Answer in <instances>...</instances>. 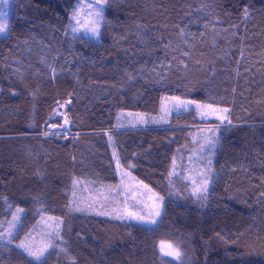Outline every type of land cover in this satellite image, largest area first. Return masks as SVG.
<instances>
[{"label": "trees", "instance_id": "1", "mask_svg": "<svg viewBox=\"0 0 264 264\" xmlns=\"http://www.w3.org/2000/svg\"><path fill=\"white\" fill-rule=\"evenodd\" d=\"M98 1L100 43L67 33L78 0H15L0 38V228L22 209L20 236L46 215L65 239L41 263L0 242V264H264V0ZM167 98L230 122L128 124ZM201 127L220 135L199 197L171 174ZM118 163L163 198L156 228L71 214L77 182L114 185Z\"/></svg>", "mask_w": 264, "mask_h": 264}, {"label": "rangeland", "instance_id": "2", "mask_svg": "<svg viewBox=\"0 0 264 264\" xmlns=\"http://www.w3.org/2000/svg\"><path fill=\"white\" fill-rule=\"evenodd\" d=\"M14 2L15 0H0V16L3 17L0 19V30H2L0 31V38H5L9 34ZM98 9L102 10L99 16L97 15ZM104 23L105 11L102 1L78 0L67 33L84 37L94 43H100ZM93 29L98 35L93 34ZM191 109L198 113V118L202 124L224 125L230 121V116L223 109L178 98H167L162 102L160 113L157 116L139 115L136 120H131L128 124L134 126L166 125L179 113ZM212 109H217V111L213 112ZM224 117L227 118L224 119ZM200 130L201 144L198 149L194 153H190L187 161L183 159L181 162H174L172 169V178L177 177L185 182L191 193L199 197L204 196L211 188L220 135L219 129L201 127ZM116 169L118 182L114 185L96 188L84 182H77L76 186L78 187L75 188L71 200V214L126 223L147 229L156 228L164 213L163 198L150 186L135 177L132 171L125 170L119 163ZM129 213L144 216L145 219L133 218ZM23 216L24 211L22 209L14 211L9 221L0 228V242L13 244L37 263L43 262L52 251L65 253L63 219L42 215L37 225L27 235L20 236ZM151 220H155V223L148 222ZM21 244L24 245V248L18 247ZM41 248H44L45 251L39 261L34 256H29L28 251L25 250L35 253ZM163 249L161 251L163 256L174 261L179 260L180 253L176 248L163 244Z\"/></svg>", "mask_w": 264, "mask_h": 264}, {"label": "snow or ice", "instance_id": "3", "mask_svg": "<svg viewBox=\"0 0 264 264\" xmlns=\"http://www.w3.org/2000/svg\"><path fill=\"white\" fill-rule=\"evenodd\" d=\"M100 11H102L101 9H98L97 10V15L99 16V13H100ZM0 19H3V17L2 16H0ZM0 31H2V30H0ZM93 31V34L94 35H98V33L96 32V30L95 29H93L92 30ZM210 107V106H209ZM212 111L213 112H215V111H217V109H212ZM223 111H227V109H224ZM227 117H224V119H226ZM230 122V121H229ZM206 190V189H205ZM99 214H103V213H99ZM129 215L130 216H132L133 218H136V219H139V220H144L145 219V217L144 216H136V214L135 213H129ZM157 215H159V213H157ZM117 218H119V217H117ZM14 219H15V217H14ZM149 223H155V220H151V221H148ZM9 235H11V233H9ZM18 247H21V248H24V245L23 244H21V245H19ZM169 247H171V245H169ZM26 251H28V255L29 256H34L35 257V259L37 260V261H39L40 259H41V257L43 256V253H44V251H45V249L44 248H41V249H39L37 252H32V251H30V250H27V249H25ZM164 249H163V245H162V247H161V251H163ZM166 254H168V255H170L171 253H166ZM177 255H178V253H177Z\"/></svg>", "mask_w": 264, "mask_h": 264}, {"label": "bare ground", "instance_id": "4", "mask_svg": "<svg viewBox=\"0 0 264 264\" xmlns=\"http://www.w3.org/2000/svg\"><path fill=\"white\" fill-rule=\"evenodd\" d=\"M103 5H104V8H105V4L103 3ZM75 9H76V7H75ZM74 9V10H75ZM104 11H105V9H104ZM74 12V11H73ZM73 14V13H72ZM72 18V17H71ZM74 36H76V35H74ZM152 126H156V125H158V124H151ZM215 163V162H214ZM174 167V166H173ZM173 167H172V169H173ZM214 171H215V166H214ZM172 175V174H171ZM177 178V177H176ZM42 216V215H41ZM41 216L39 217V219L38 220H40V218H41Z\"/></svg>", "mask_w": 264, "mask_h": 264}]
</instances>
